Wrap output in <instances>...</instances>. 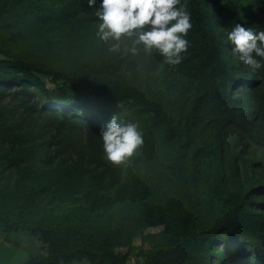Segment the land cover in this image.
<instances>
[{
	"label": "rangeland",
	"instance_id": "rangeland-1",
	"mask_svg": "<svg viewBox=\"0 0 264 264\" xmlns=\"http://www.w3.org/2000/svg\"><path fill=\"white\" fill-rule=\"evenodd\" d=\"M100 2L96 0L95 9ZM63 3L0 0V24L9 22L0 26V59L17 57L37 68H69L114 88H138L144 77L156 82L163 62L158 50L134 44V33L121 38L119 51H110L111 44L97 36L100 21L95 15L44 17ZM34 4L42 8L16 14ZM207 9L212 27L226 43L222 53L229 70L239 76L227 83L231 118L217 123L214 167L209 144L200 134L178 150L162 148L157 125L151 126L149 135L140 120L119 116L118 122L139 125L144 143L124 163L114 165L107 160L100 137L113 116L100 118L89 130L78 124L59 125L57 118L28 109L34 103L32 87L0 81V214L25 223L68 215L80 239L113 232L121 216L128 225V232L112 234L107 247L96 251L99 254L77 250L59 264H142L147 243L179 223L172 204L176 182L163 171L172 153L180 155L184 173L197 165L202 179L199 194L206 202H215V196L230 200L252 190L251 200L258 203L244 204L245 212L264 228V142L247 134L261 132L264 137V67L252 73L233 55L227 39L235 23L264 31V0H215ZM132 47L137 48L135 54ZM11 74L8 67H0V78ZM208 252L207 264H252L247 242L211 244ZM45 253L37 232L20 228L3 232L0 226V264H17Z\"/></svg>",
	"mask_w": 264,
	"mask_h": 264
},
{
	"label": "trees",
	"instance_id": "trees-1",
	"mask_svg": "<svg viewBox=\"0 0 264 264\" xmlns=\"http://www.w3.org/2000/svg\"><path fill=\"white\" fill-rule=\"evenodd\" d=\"M214 1L180 0L191 13L192 28L184 37L191 46L177 66L168 65L163 58L154 83L144 77L138 88H114L92 82L69 68H37L17 57L0 59V67H8L13 72L0 81L32 87L34 103L28 109L57 118L59 125L78 124L89 130L100 118L127 117L140 120L145 134L150 135L151 126L157 125L159 146L177 150L189 145L195 134H200L209 144L210 162L214 167L217 123L231 118L226 105L227 83L239 78L231 74L222 53L226 43L210 23L207 5ZM38 8L42 7L30 5L16 14ZM75 15L94 16L95 7L90 8L87 0H64L59 10L45 13L44 17L62 19ZM8 24L5 21L0 26ZM41 74L49 79L51 87L45 85ZM261 74L264 76V71ZM247 134L264 142L261 132L247 131ZM196 150L197 146L192 149L193 155ZM168 160V164H163V171L167 179L176 182L172 204L179 223L147 243L142 264H207L209 245L236 242L250 244L252 264H264V228L249 219L244 207L246 203H258L251 200L252 190L236 194L230 200L215 196V202H206L199 194L202 179L197 165L193 171L184 173L178 153L170 154ZM0 226L3 232L17 228L37 232L45 246V254L27 257L17 264H59L77 250L99 254L107 247L112 234L128 232L122 216L113 232L97 238L88 234L80 239L73 218L68 215L52 221L25 223L0 214Z\"/></svg>",
	"mask_w": 264,
	"mask_h": 264
},
{
	"label": "clouds",
	"instance_id": "clouds-1",
	"mask_svg": "<svg viewBox=\"0 0 264 264\" xmlns=\"http://www.w3.org/2000/svg\"><path fill=\"white\" fill-rule=\"evenodd\" d=\"M87 4L91 8L96 0ZM95 16L100 21L97 36L110 43L113 52L119 51L122 37L135 33L134 44H142L146 51L158 50L165 63L177 66L191 46L184 38L192 28L191 13L180 0H101ZM227 39L233 55L252 73L264 67V31L235 23ZM130 51L135 54L137 48ZM142 136L137 123L118 122L114 115L100 132L107 160L114 165L124 163L144 143Z\"/></svg>",
	"mask_w": 264,
	"mask_h": 264
}]
</instances>
